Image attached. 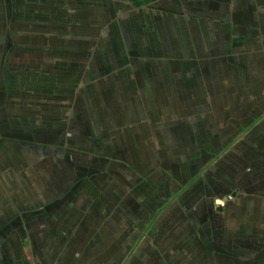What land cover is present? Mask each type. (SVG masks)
Returning <instances> with one entry per match:
<instances>
[{
  "label": "crops",
  "instance_id": "obj_1",
  "mask_svg": "<svg viewBox=\"0 0 264 264\" xmlns=\"http://www.w3.org/2000/svg\"><path fill=\"white\" fill-rule=\"evenodd\" d=\"M0 0V264H264V0Z\"/></svg>",
  "mask_w": 264,
  "mask_h": 264
},
{
  "label": "trees",
  "instance_id": "obj_2",
  "mask_svg": "<svg viewBox=\"0 0 264 264\" xmlns=\"http://www.w3.org/2000/svg\"><path fill=\"white\" fill-rule=\"evenodd\" d=\"M154 0H130L137 8L143 7L144 5H147L151 3Z\"/></svg>",
  "mask_w": 264,
  "mask_h": 264
},
{
  "label": "rangeland",
  "instance_id": "obj_3",
  "mask_svg": "<svg viewBox=\"0 0 264 264\" xmlns=\"http://www.w3.org/2000/svg\"><path fill=\"white\" fill-rule=\"evenodd\" d=\"M135 8H137V7H135ZM142 8V7H141Z\"/></svg>",
  "mask_w": 264,
  "mask_h": 264
}]
</instances>
